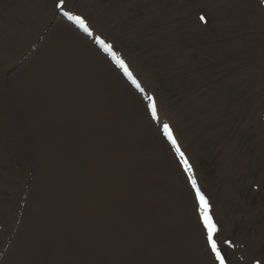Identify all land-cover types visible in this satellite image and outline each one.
<instances>
[{"label": "rangeland", "instance_id": "rangeland-1", "mask_svg": "<svg viewBox=\"0 0 264 264\" xmlns=\"http://www.w3.org/2000/svg\"><path fill=\"white\" fill-rule=\"evenodd\" d=\"M59 34L83 44L96 90L63 68L81 55L50 61ZM189 231L211 264H264V0H0V264H179Z\"/></svg>", "mask_w": 264, "mask_h": 264}, {"label": "bare ground", "instance_id": "bare-ground-1", "mask_svg": "<svg viewBox=\"0 0 264 264\" xmlns=\"http://www.w3.org/2000/svg\"><path fill=\"white\" fill-rule=\"evenodd\" d=\"M76 37V39H79L78 42H82L80 37H78L76 34L71 33ZM63 35V34H61ZM59 34V36H61ZM58 36V35H57ZM76 42L71 36H64L59 37L56 39H53L49 44V50L53 54V59L50 60L52 63H62L64 58H66V53L69 52V54H77L81 55L82 57H78L80 59V63L77 62L75 67H69L65 66L63 67L65 70H67V73H75L77 74L76 78H79L80 80H86L89 82V85H91V90H96L97 86L92 81V74L95 71V63L92 62L91 59H89L88 55L86 54V49L83 47V44H79ZM101 57V56H100ZM60 63V64H61ZM100 96V91L97 93ZM197 206H194L196 209ZM200 233V232H199ZM188 244L186 247H182V254L180 256L179 264H211L210 259L207 258V254L201 253V249L198 248L199 244L197 243V239H195V235L193 233L192 238V232L189 231L184 236V242ZM197 252V258L193 255ZM133 259L124 262L125 264H133Z\"/></svg>", "mask_w": 264, "mask_h": 264}, {"label": "snow or ice", "instance_id": "snow-or-ice-1", "mask_svg": "<svg viewBox=\"0 0 264 264\" xmlns=\"http://www.w3.org/2000/svg\"><path fill=\"white\" fill-rule=\"evenodd\" d=\"M201 22H204L205 18L203 16L200 17ZM209 239L211 240V236L209 237ZM213 250H215V245H213ZM219 258V256H218ZM221 264H223V262H221Z\"/></svg>", "mask_w": 264, "mask_h": 264}, {"label": "trees", "instance_id": "trees-1", "mask_svg": "<svg viewBox=\"0 0 264 264\" xmlns=\"http://www.w3.org/2000/svg\"><path fill=\"white\" fill-rule=\"evenodd\" d=\"M204 18H205L206 25H210V23H211V22H209L210 20L207 17H205V15H204Z\"/></svg>", "mask_w": 264, "mask_h": 264}]
</instances>
